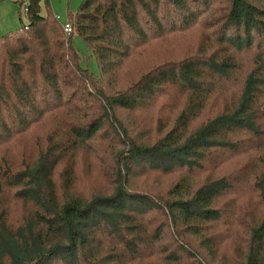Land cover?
Masks as SVG:
<instances>
[{
	"label": "trees",
	"instance_id": "trees-1",
	"mask_svg": "<svg viewBox=\"0 0 264 264\" xmlns=\"http://www.w3.org/2000/svg\"><path fill=\"white\" fill-rule=\"evenodd\" d=\"M24 14L0 264H264V0H80L69 34L47 0Z\"/></svg>",
	"mask_w": 264,
	"mask_h": 264
},
{
	"label": "rangeland",
	"instance_id": "rangeland-1",
	"mask_svg": "<svg viewBox=\"0 0 264 264\" xmlns=\"http://www.w3.org/2000/svg\"><path fill=\"white\" fill-rule=\"evenodd\" d=\"M23 0L20 7L11 0H0V37L12 32L21 31V27L27 24L24 14ZM51 13L56 17L60 24H65L68 13L74 15L80 0H47ZM41 15L44 14V8L41 5ZM71 45L82 59V66L88 69L93 75H97V67L92 58L88 57L85 44L75 35L72 36ZM166 185V182L159 184Z\"/></svg>",
	"mask_w": 264,
	"mask_h": 264
},
{
	"label": "built area",
	"instance_id": "built-area-1",
	"mask_svg": "<svg viewBox=\"0 0 264 264\" xmlns=\"http://www.w3.org/2000/svg\"><path fill=\"white\" fill-rule=\"evenodd\" d=\"M63 31L66 34H69L71 32V28L67 24H65V25H63Z\"/></svg>",
	"mask_w": 264,
	"mask_h": 264
}]
</instances>
